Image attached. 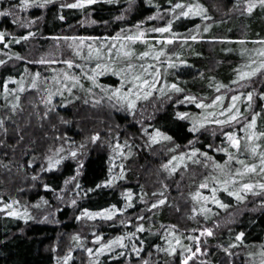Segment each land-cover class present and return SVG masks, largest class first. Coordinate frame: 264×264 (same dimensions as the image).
Listing matches in <instances>:
<instances>
[{
  "label": "trees",
  "instance_id": "1",
  "mask_svg": "<svg viewBox=\"0 0 264 264\" xmlns=\"http://www.w3.org/2000/svg\"><path fill=\"white\" fill-rule=\"evenodd\" d=\"M177 2L202 4L207 10L205 14L210 17L207 20L201 17L197 19L201 21L203 28H208L199 40L188 43L182 50L174 51L178 56L180 53V59L186 61L189 69L188 73L181 71L178 75L175 74L176 84L184 89L183 93L166 89L165 94H162L155 89L147 99L138 101L133 114L121 105L113 107L115 103L108 99L101 101V92L95 93L94 96V99L100 101L97 105H94V101L86 99V96H80L64 107L56 108L45 104L44 95L38 88L26 87L15 93L10 92L14 86V78L26 70H41L38 67L35 69L31 61L26 59L30 56L29 47H36L34 62L42 57L46 60L51 57L80 59L72 46L70 47L73 49L69 47V51L64 52L60 48V52L48 54L55 47L51 45L59 42L55 38L74 34L76 37L90 36L99 39L114 37L118 33L134 34L137 32L135 26L138 23L148 39L157 37L159 33L150 31V28L162 27L163 22L148 18L153 17L160 9L165 12L166 8H171L172 4ZM249 2L256 4L251 13L246 10ZM18 3L19 0H0V8H12ZM39 3L40 0H36L35 5L24 10L15 7L11 9L14 13L12 18L19 17L18 12H26V16L21 19L25 22L24 27L19 26V22L13 23L14 19L8 16H0V31L6 33L4 40L0 41V60L4 61V64H0V121H3L0 124V200H17L24 203L28 198H42L51 202L55 195L64 192L66 195L59 201L60 204L52 203V211L49 210L44 215L45 221H24L22 218L6 215V211H0V264H64L63 257L69 250L71 259L68 264H92L86 250L87 245L84 243L86 239L90 237L91 240L100 232H104L106 240L123 233L133 225L123 226L126 221L121 223L122 218L139 209V199L142 196L148 198L152 192L157 191L167 194L169 187L172 188V205L169 203L163 207L156 206L155 210L149 213L134 212V226L143 224L146 232L154 233L155 238L151 245L143 246L141 255L131 256L129 264H144L145 261L147 264H180L183 249L175 247L176 252L170 253V247L163 246L165 238L171 234L170 231L180 233L184 238L192 235L193 230H196L193 235H199L205 227L215 225L212 217L218 214L219 210L215 209L213 215L205 219V214L199 211V206H196L190 196L191 188L204 180L207 171L197 178L191 175H195L194 170H197L192 167V172L184 173L183 182L179 184L181 189L177 187L178 180H173L161 167L164 164L161 157L154 154L160 148L158 142L168 143L170 147L176 148V153H183L189 147L192 148L189 141L203 149L209 145L213 146V143H219L217 140H221L222 136L214 133L217 132L214 128L216 124H205L197 132H192L190 118H179L176 113L184 112V109L194 105L178 104L176 101L183 100L186 95H194L197 98L204 95L202 99H211L213 95H209L205 85L210 87L213 84L212 88H217L218 83L227 84L235 70L241 68V71H249L244 64L240 66L242 59H238L230 51L239 49L248 42L251 44L255 40L264 39V6L257 0H171V4L168 0H97L84 8L61 7L62 4H73L75 0H52L44 7H39ZM156 5L160 7L157 8ZM30 17L36 20L31 22ZM195 21L196 18L189 16L179 18L178 23L190 24ZM28 32H32L33 36L25 40L19 39ZM172 32L176 33L175 30ZM179 36L177 34L175 37ZM227 39L231 41L227 43ZM234 40H239L240 43H234ZM17 53L23 59L17 58ZM61 64H64L63 61ZM9 77L13 79L9 80ZM242 85L247 86L243 91H234L232 95L244 94L241 96L244 97L248 92L256 93H253L256 106L253 112L263 113L261 123L264 125V108L258 107L264 99L260 96V93H264V69L256 76L220 88L218 94L231 95V91ZM85 100L89 102L85 104ZM141 106L150 108L151 111L142 119L143 127L134 124ZM45 112L48 113L47 116ZM156 129L172 139L161 138V141L151 143L148 133H155ZM225 131L234 130L228 127ZM96 132H99L100 138L92 143L89 137ZM117 141L127 146L126 151L131 153V157L124 162L123 178L116 180L110 187L96 188L97 184L109 178V169L113 170L111 153ZM80 144L85 147L77 153L76 158L66 156L60 165L48 170L46 157L52 156L60 147L79 148ZM213 148L215 147H210L209 150L213 151ZM180 149L184 150L179 152ZM113 171L112 175H116L117 171ZM44 184L51 187L46 189ZM127 188L134 193L135 209L127 208L124 212L116 213L110 220H91L87 229H84L85 218L77 219L83 209L97 211L112 204L124 208L125 198L121 193ZM73 199L76 200L75 205L72 204ZM261 204L262 209L241 212L235 223L227 225L223 230L216 229L218 239H210V243L202 244L204 240L198 243L193 239H182L183 243H188V248L192 247V252H195L197 246L201 249V255L196 253L188 264H239L236 258H233L232 250L225 251L231 249L230 246L218 249L214 245L236 242L235 238L239 232L244 233L242 245L263 240L264 203ZM238 206L240 205L231 207ZM225 212L220 215H225ZM171 225L176 227L171 228ZM77 235L79 240L74 239ZM187 256H191V252H188ZM126 259L124 257L106 261L107 264H127Z\"/></svg>",
  "mask_w": 264,
  "mask_h": 264
},
{
  "label": "rangeland",
  "instance_id": "2",
  "mask_svg": "<svg viewBox=\"0 0 264 264\" xmlns=\"http://www.w3.org/2000/svg\"><path fill=\"white\" fill-rule=\"evenodd\" d=\"M184 4H186V3H184ZM12 8H10V9H12ZM166 9L168 10L169 8H166ZM161 10L162 9H160L155 15H153V18L159 19V20H161V22H163L161 24V26L166 25L168 20L172 19L174 14L179 17V12L173 13V12H170L167 10L165 12H161ZM25 13L26 12H18L19 17H17V18H15L14 16H13V18H12V16H8V17H10L11 19H18V22L20 24L19 26L24 27L23 23H25V22H24V20H21V19H23L26 16ZM193 17L196 18V21L192 22L190 24H188L186 22H183V23L179 22L178 23V20L181 17L173 20L172 30H175V32L180 36L174 37L173 42L171 44H167L166 42H162L158 39H153L154 37L149 38L147 40V42L137 41L135 43H132V42H128V41H123L122 39L120 41H113V40H110L109 37L98 39V38H91L90 36L82 37V38H84V43L81 44L80 40H79V38H81V37H76L74 34H72L70 36L56 37L55 40H57L59 42L56 41L57 44L53 43L51 45V47L52 46H55V47H53L49 51L48 54L52 55V53H58V52H60V48H62V51L65 52L68 50V48L70 46H72L77 51V53L79 52L78 56L81 58L80 59H76V58H72V59L59 58L58 59V58H52L51 57L47 60L56 61V63L44 64L46 66H44L40 63L34 62L35 60L33 58L36 57L34 55H36L37 50H36L35 46H31V47H29L30 56L27 57L26 59L28 61H31L32 65L35 66V69L38 67L41 70L40 71H34V72L26 70L23 74L14 78V81H13L14 86L10 89V92L15 93V92L20 91L21 89L26 88V87H32L31 84H32V79H33L34 73L40 72L41 76L37 80V87H35V88H38L42 92L45 100L47 99V92L45 91V89H48L50 91L55 92L57 88H60L63 91V97H61L60 95H55L52 98V104L51 105H55V108H56V106L64 107L67 104L64 102L65 100L74 101L77 99L76 97H78V99H79L80 96H86V99H88L90 101H94V102L98 101V99L97 100L94 99L95 93H97V92L103 93L102 96L105 99H108L106 94L103 91H101V89L99 87H93L92 86L91 81L84 77V73L87 72V73L91 74V69L95 67V64L97 62H100V63L109 62L107 60V53L105 50L107 47H109L113 43L116 44V49H119L121 43H124L126 48H135L136 56H134L131 60V62L134 65L139 66L140 64H151V65H153L154 68L159 69L160 75L157 77L158 83H157V88H156L157 89L156 91H159V89L162 86H164L166 83L167 84L168 83H177L175 76L178 75L179 73H181V71H183L184 73L189 72V69H188V66L186 65V63L185 64L179 63L181 60H183V59H180L182 57L180 55V53L178 56L175 54L174 51L177 49L182 50L184 47H186L188 45V43L194 41L192 39L185 40L184 37L196 35L198 37L196 40H199V38H201V35L204 34L205 31H204V28L202 27V25L200 23L201 21H197V19L199 17H201L202 19H203V17L202 16H193ZM30 19H31V22H34L36 20L34 18H31V17H30ZM197 25H199V28L196 27ZM175 26H176V28H175ZM150 29H152V28H150ZM120 34H121V37H123V35H127L124 33H120ZM167 34L168 35H164V34L159 33V35L157 37H160L161 35H164V36L172 35V33H167ZM66 37L67 38L76 37L77 39L76 40L65 39ZM225 41H227V43H228V41H231V40L227 39ZM234 41H236V40H234ZM260 41H264V39L255 40L251 44H249V42H248V44H244L243 46L239 47V49H232L230 51V52H233V54H235L238 59H242L240 66H242L244 64L243 66H245V67H247V69L251 70L252 67L259 66L260 61L264 60V56L260 55V51L262 49H264V43H260ZM238 42H239V40L234 42V43H238ZM88 44H92L93 48L101 47L102 52L104 54V58L100 61H97L94 56L92 59H86L85 57H87V55H88V48H87ZM149 44L154 45L156 50H159L161 47H163L165 49L166 54L161 55L158 61L153 59L152 56L147 57V58H143V59H138L137 57H138L139 52L147 50ZM72 47H70V48L73 49ZM116 49H114L113 55L115 54ZM153 55H154V53H153ZM171 55H174L175 57H178V58H175L174 56H171ZM64 60H73L75 62L74 66L71 69H69L67 65L61 64V61H64ZM169 60H171L176 66L175 67L170 66L168 63ZM126 62H127V58L121 57L120 60H118V66L124 67ZM252 62H255V63H252ZM236 67H238V66H236ZM62 70L67 71L72 75L79 76L81 78L79 83L76 85V87H74L72 89L71 93L64 90L63 83L58 84V83H56V81H54L52 79L53 76H57V77L62 79L63 78V71ZM241 70H242L241 68L235 70L234 73L227 80V84H224V85L228 86V84L232 83V81L237 80L236 71H241ZM97 79H98V83H100V84L118 86L120 77L112 75L111 73H107L103 76H99ZM64 83H67L69 87H72V84L74 83V81H64ZM80 84H83L84 87L81 88ZM212 85L210 87L208 85L204 86L206 90H209L208 91L209 95H213L212 98L210 99V97H209V98L202 99V97H205V96L199 95L198 97H201V98H198V100L202 99V100H204L205 103L210 105L212 99L216 95H220V94H218L220 91L218 92L216 90L217 88H212L213 87ZM217 86H219V83L216 84V87ZM246 86L247 85H242L240 87H236L235 90L231 91V95L234 93V91H243L246 88ZM90 87L92 88L91 93H89L87 91V89ZM201 88H203V87H201ZM13 90H15V91H13ZM168 90H170V89H168ZM166 91L167 90H165V92ZM254 94H256V93H254ZM254 94H253V99L251 101V107H249V101L246 99V96L241 97V99L236 101V107H238L240 112L244 114V118H240L238 123L234 122L232 125H227V126H224L223 128H221V126H219V125H215L214 128L216 129L217 132H214V133L220 134L222 137L220 138L221 140H217V141H219V143L217 142V143L212 144L213 145L212 147H215V148H213L214 149L213 151L209 150L210 147H208V146H206V148L203 149L202 147H199L197 145L194 146L193 144H190V146L192 148L193 147L199 148L201 153L207 152L209 154V156L214 158L213 160H206V158L204 156H202V155H200V153H198L197 156L195 158H193L192 160L184 159L183 161H181L179 159L180 153L175 152L176 148L170 147V145L168 143L158 142V146L160 148L158 150H156L158 152L155 153L154 156L155 155L160 156L161 157L160 159H161V161H164V164H167L168 161L172 158V156L178 157V159L176 161H173L172 165H170L168 169L163 167L164 170L167 173H169V175L171 176V178L173 180H175V179L178 180V185H177L178 188H181V187H179V184L181 182H183L184 173L192 172V170H191L192 167H195V168H197V170H194V171H196L195 175H194V173L191 175L198 178L203 172L207 171V172H205V173H207L206 177H209L210 187L207 189H199V191H201L203 193V195H210L211 194V183H212L211 177L216 176V177L222 178V174L220 173V171L218 169H215L213 167V164H214V162H218L220 164H223L224 161L228 159L226 153L217 151V148L229 147V145L226 142L227 138H225V136L222 133L228 127H232V129L234 130L233 132H235L241 138L242 145H244L245 143H252V144H259L260 145V148L258 149L257 154L255 156H253L250 152H244L242 149L243 154L240 155L239 158L244 159L249 163H256L257 164V173L250 174V176L246 179H251L253 182L259 181V180H264V173H259V152H264V137H260L259 139H254L251 142H246L244 140V137L248 134H251V132L253 131V130L249 129V130H247V132H245L244 129H245L246 123L251 120L254 109H256ZM231 95L230 94H228V95L226 94V96L224 95L223 107H227V105L229 103H231V97L233 96V95L232 96ZM235 95H239V94H235ZM142 99L143 98L139 99L138 101H140ZM138 101H137V105H138ZM111 102L116 104L115 100H112ZM94 105H97V103H94ZM193 105H194L193 107H190L188 109L183 110L184 112L189 114L188 117L190 118V121L192 123H193V120L202 121L204 118H207L208 121H211L214 117L210 116L209 113L216 114L215 118H223V117H219V115H218L219 112L221 111V107H219V106L209 107V108L205 109L203 107H197L196 104H193ZM260 106H262L264 108V99L262 100L261 105H259L258 107H260ZM141 107L142 108L141 109L139 108V110L137 112V117L135 118L134 124L135 125L138 124V125L143 127L144 123H143L142 119H144L147 116V114H149V112H151V111H150V108L147 109V107H145V108H144V106H141ZM107 108H108V106H107ZM108 111H110V110H108ZM256 113H260V115L257 117V123H256V129H255L256 133L259 134L260 132H264V125L261 123L263 113H261L260 111H258ZM142 123H143V125H142ZM209 123H206V124H209ZM148 134H154V133L149 132ZM120 136H121V133H120ZM157 140L161 141V138L158 137ZM117 144H119L121 146L119 149L116 148ZM192 148L189 147V149L184 151L183 153L191 155V149ZM70 150H77V153H78L82 149H80L78 147H74V146L73 147L69 146L67 149H64L63 152L57 153V151H56L52 155V157L54 159H56V158H59L60 156H63V157L69 156ZM126 150H127V146H124L123 144L119 143V141L116 142V144L112 150V153H111V155H112V166H113V170L117 171V174L119 171H121L120 165H123V167H124V162L128 158L131 157V153L127 152ZM183 150L184 149H180L179 152H181ZM229 150L232 151L234 155L236 154L235 148H229ZM168 154H169V157H167ZM198 158H199L200 163L194 164L193 163L194 160L198 159ZM238 166L239 165L236 164L235 161H232L229 164V167L232 168L233 171H235V167H238ZM172 167H176L175 172L170 171V169ZM193 179H194V177H193ZM202 181L198 182V186L195 185L191 188V190H190L191 195L190 196H191L192 200L195 202L196 206H199V207H197V208H199V211L204 215L205 213L203 211H201V207L204 204L203 199L201 198V199L197 200L193 196V194L198 190L199 184ZM193 184L194 183H192V185ZM256 191L261 192V190L259 188H257ZM170 192L172 193L171 187H169V191L167 194H163L162 192L157 191V192H152L153 194L155 193V195L150 194V197H148V198H144L142 196L139 199V204H140L139 209L136 212H135V210H133V211L135 213L145 212V211H146V213H149V212L155 210L156 207H152V205L159 199H163L165 202H164V204L157 205V206L163 207L169 203H170V205H172L173 201L171 199V193ZM64 195H66L65 192L61 195H55L54 199L51 202L47 201V203H45V200L44 199L42 200V198H40V199L38 198L39 200L38 199L31 200L30 198H28L27 202L23 201L24 203L19 202L17 200H13V201H1L0 200V208H3L4 204H11L12 205L11 209H4L3 211L7 212V211L16 210L20 213V215H17L16 217L22 218L24 221H26L28 219L45 221L46 218L44 217V215L49 210L52 211V208H53L52 205H54L52 203L60 204L59 201H62V199L64 198ZM218 195L229 206H228V209L226 208L228 210V212L226 213L225 208H220L219 206L212 204L210 201L207 202V205H206L207 208L211 209V211L207 212V216H212L215 209L219 210V213L216 214L214 217H212L215 220V222H214L215 227L214 226L209 227L210 229H212L213 235H211V236H209L207 234L201 235V232L198 233L199 235H193L194 231H196V230H193L191 233L192 235H190L186 238H184L180 233H175L174 231H170L171 234H169L168 237L166 236L167 239L165 238L163 246H165L167 248V245H168L169 247H180L183 249L181 252V258L179 261L180 264H181L183 257L187 256V254H188V251H186V249H188V247H187L188 243H183L182 239H186L188 241V240H192L191 237H199V241L204 240L202 244L210 243L211 241H214L217 238L216 237L217 236L216 235V229H217V231L223 230L224 228L227 227V225L235 223L234 221L236 220V218L239 215H241L240 214L241 212H249V211L253 212L254 210L258 211V210L262 209V207H263L261 202L264 201V193H262L260 195H254L252 193H247V194H245L246 199H244L242 201H237L234 197H229L226 193H223V192L218 193ZM131 203H132V206L129 208L135 209L136 204L133 202V200ZM149 203H150V205H149ZM234 204L240 205V206L231 207V206H235ZM147 205H149V206L146 207ZM25 210H27V216L24 215ZM134 212H133V214H135ZM224 212L226 214L221 216L222 213H224ZM133 214H129L128 216H124L125 218L124 217L122 218L123 222L126 221V222H124V224H122L123 226H129V225H133V226H129L128 228H126V231H124L123 233L117 234V235L110 238V239H113L114 237H116L118 235L125 236L124 243H125L126 247L121 248L119 246H114L112 251H110V252L105 251L102 254H98L96 252V249L100 247V243H105L110 239L106 240V238H104V236H103L104 232H100V233L96 234L94 237H92L91 240H90V237L88 239H86V241L84 242L87 245L86 250L89 248H91L93 250L92 255H89V253H88L92 264H107L106 260L110 259L113 261L115 259H121L124 257H125V259L128 258V259H126V261L128 262L127 264H129L131 256H133V255L137 256V253L132 250L133 244H135L137 249L139 250V255H141V252L144 251L143 246L151 245L153 239L155 238V234L152 232H146L145 229L143 231H138L137 226H134V224H136V223L132 222L135 220V216ZM84 218H85V220L83 223V227H84V229H87V225H89L91 223L90 221L92 219H88L87 217H84ZM129 232H134V233H136V235L134 237L130 238L127 236V233H129ZM168 232H169V229H168ZM174 234H177V235H174ZM97 235L102 237V240L99 242H97L95 239V237ZM177 238L179 239L178 244L176 243ZM210 239H211V241H210ZM169 241H171V245L169 244ZM233 243H236L237 246L230 247L231 249H228V251L232 250L231 251L232 256H233V258L234 257L236 258L235 260H237V263H239V264H260V259H261L260 252H261L262 246H264V238H263V240H261L259 242H252L251 244H248V245H246V244L242 245L240 242H230L228 244L227 243L226 244L225 243L215 244L214 246L217 247L218 249H221V248L223 249L224 247L230 246ZM166 248L164 250H166ZM190 249L192 250V247ZM161 250H163V249H161ZM248 253H253V255L249 256ZM198 255H201V251L198 253Z\"/></svg>",
  "mask_w": 264,
  "mask_h": 264
},
{
  "label": "snow or ice",
  "instance_id": "3",
  "mask_svg": "<svg viewBox=\"0 0 264 264\" xmlns=\"http://www.w3.org/2000/svg\"><path fill=\"white\" fill-rule=\"evenodd\" d=\"M51 0H40L39 7H44L46 4L50 3ZM97 0H75V3L73 4H62L61 7H70V8H84L86 5H91L96 3ZM168 2L171 4V0H168ZM247 2V0H246ZM257 2L261 5L264 6V0H257ZM36 4V0H19V3L16 4L15 8L24 10L27 8L32 7L33 5ZM256 6L255 3H248L247 4V11L249 13L252 12L253 8ZM157 8H159V5H156ZM176 9H180L181 11L179 12V17H189V16H202L203 19L207 20L210 19L208 15H206V8L204 5L196 3V4H184L181 2H177L175 4H172L171 8H169L167 11L175 13ZM14 15L13 11L10 8H0V16H12ZM178 16L175 14L173 15L172 19H169L167 24L162 26V27H154L150 29L152 32L164 34V33H172L170 36H164L161 35L160 37H154L153 39H158L162 42H166L167 44H171L173 42L174 37L177 35L176 33L172 32L173 28V20L178 19ZM153 17H149L148 19H152ZM61 19L63 17L61 16ZM18 19H14L13 23H17ZM142 23V22H141ZM137 32L134 34H127L123 35L121 37V34L118 33L115 37H110V40L113 41H120L121 39L123 41H128L135 43L137 41L139 42H147L148 37L145 35L144 29L140 28V24L138 23L136 26ZM199 28V25L196 26ZM204 31L207 32L208 28L205 27ZM6 33L3 31H0V41H3L5 38ZM33 36L32 32H28L26 36H21L19 39L20 40H25L28 37ZM198 37L196 35H191L189 37H184L185 40L187 39H192L196 40ZM65 39H72L76 40V37L72 38H65ZM91 39V38H90ZM80 43H84V38H79ZM19 42V41H17ZM260 43H264V41H260ZM88 48V55L85 57L86 59H92L93 56L96 58L97 61H100L104 58V54L102 52L101 47H96L93 48L92 44L87 45ZM116 49V44H111L109 47L106 48V53H107V60L109 62L105 63H100L97 62L95 64V67L91 69V74L85 72L84 77L89 79L91 81V84L93 87H99L101 91H103L108 100L112 101L115 100L116 104L113 105L115 107L116 105H121L124 107L127 111L132 112L133 114L135 113V109L137 106V101L141 98L147 99L149 96L153 94V90L157 88V77L160 75L159 69L154 68L153 65L151 64H140L139 66L134 65L131 60L134 56H136V50L135 48H126L124 43L120 44L119 49L115 50V54L113 55V51ZM154 53V55H153ZM79 54V52L77 53ZM165 49L161 47L159 50L155 49L154 45L149 44L147 50L141 51L138 54V59H143L152 56L153 59L159 60L161 55H165ZM17 58L23 59V57H20L19 53L16 54ZM260 55L264 56V49L260 51ZM127 58V62L125 63L124 67H119L118 66V60L120 58ZM36 63L40 64H47V63H56V61H50L46 60L43 57L39 60L36 61ZM63 63L68 66L69 69H71L74 66V61L73 60H64ZM169 65L175 67L176 65L169 60ZM180 64H185L186 61L181 60L179 62ZM255 63V62H252ZM0 64H4L3 60H0ZM79 67V66H78ZM264 69V60L260 61L259 66L257 67H252L251 70L249 71H238L237 72V80L232 81V83H237L240 80H245L249 79L253 76H256L258 73L261 72V70ZM63 71V70H62ZM107 73H111L112 75L120 77L119 80V85H104L98 83V77L103 76ZM41 73L36 72L34 73L33 79H32V84L31 86L33 88L37 87V80L40 78ZM13 79L12 77H9V80ZM52 79L56 81V83L60 84L63 83V88L64 90L68 91L69 93L72 92V89L76 87V85L80 81V77L76 75H72L67 71H63V78H59L57 76H53ZM64 81H74L72 84V87H69L67 83H64ZM80 87L83 88L84 85L80 84ZM227 85L224 84H219L217 87V91L219 92L220 88H226ZM166 89H170L171 91H174L175 93H183L184 89L181 88L178 84L176 83H171V84H165L162 86L159 91L164 94ZM22 90V89H21ZM5 91H7V86L5 84ZM15 91V90H13ZM47 92V99L44 101L46 105H51L52 104V98L55 95H60L63 97V91L60 88H57L55 92L50 91L48 89H45ZM87 91L89 93L92 92V88H88ZM244 94H239V95H233L231 97V103L227 105V107H223V102H224V96L222 95H216L212 101L211 104H207L204 102V100H198V98L194 95H186L183 97V100L177 99L176 103H193L196 104L197 107H203L205 109L209 107H216L219 106L221 107V111L219 112V117L223 118H215L214 113H209L210 116H213L214 118L211 121H208L207 118H204L202 121H196L193 120L191 131L192 132H197L200 128H203L206 123H214L216 125L221 126L223 128L224 126L227 125H232L234 122L238 123L240 118H244V114L240 112L239 108L236 107V101L241 99V96ZM260 96L264 98V93H260ZM78 99V97H76ZM17 99H19L17 97ZM101 101L104 99V97L100 98ZM246 99L249 101V107H251V101L253 99V93L248 92L246 94ZM65 103H71V101L65 100ZM89 101L85 100L84 103L87 104ZM100 101H95V103H99ZM15 107V106H14ZM55 105H52V108H54ZM52 110V109H49ZM47 112H45V116H47ZM176 115L179 118L182 119H187L189 114L186 112H177ZM260 115V113H255L253 112L252 118L250 121H248L245 125V132L247 130L251 129L253 130L251 134H248L244 137V140L246 142H251L254 139H259L260 137H264V132H260L259 134L256 133V123H257V117ZM246 119V118H245ZM64 123H67V121H63ZM3 121H0V124H2ZM145 132L147 134V130L145 129ZM149 139L152 143H156L157 138L160 137L162 139L166 140H171L172 138L170 136H167L166 134L162 133L159 129L155 130L154 134H148ZM223 135L227 138L226 142L229 145V147H220L217 148V151L224 152L227 154L228 159L224 161L223 164H220L218 162H214L213 167L215 169H218L220 173L222 174L221 177H216L212 176L211 177V194L210 195H203L199 189H207L210 187L209 183V177H205L204 180L199 184L198 190L193 194L194 198L199 200L203 199L204 204L201 207V211L205 213V219H208L207 212L211 211V209L207 208V202H211L214 205L219 206L220 208H228V204H226L218 195V193L223 192L226 193L229 197H234L237 201H242L246 199L247 193H252L254 195H260L264 193V180H259L253 182L251 179H246L250 176V174L257 173V164L256 163H249L244 159H240V155L243 154L242 149L244 152H250L253 156L257 154L258 149L260 148L259 144H252V143H245L242 145L241 143V138L233 131H224ZM100 138L99 132L94 133L91 137H89L90 141L92 143H95L98 139ZM192 141H189V144H192ZM85 147L84 144H80L79 148L83 149ZM121 146L119 144L116 145V148L119 149ZM179 147V145H177ZM209 147H212L209 145ZM229 148H235L236 149V154L234 155L232 151L229 150ZM64 149L63 147H60L57 149L58 152H63ZM200 153V155L204 156L206 160H213L214 158L209 156L207 152H200L199 148L193 147L191 149V155H188L186 153H180L179 154V159L183 161L184 159H189L192 160L197 156V154ZM69 155L72 158L77 157V150H70ZM48 160V170H51L58 165L61 164V162L65 159V157L60 156L59 158L54 159L52 156L46 157ZM178 159L177 156H172V158L168 161L167 164L162 165V167L168 169L170 165H172L173 161H176ZM235 161L236 164H238V167H235V171L232 170V168L229 167L230 162ZM194 162L200 163L198 159H195ZM31 163V162H29ZM186 166V165H185ZM121 172L116 175H112V169H109V178L105 179L102 181L101 184H97L96 188H101V187H110L114 184V182L118 179L123 178V165H120ZM43 170V169H42ZM171 172L176 171V167H172L170 169ZM259 173H264V152H259ZM33 179H36V177H33ZM74 179V178H73ZM65 183L67 184L68 181L66 180ZM44 187L50 188L51 186L48 184H44ZM165 187H167L165 185ZM77 188H79V185L77 184ZM259 188L261 192H257L256 189ZM91 191V189L89 190ZM155 195V193L153 194ZM121 196L125 198V206L124 208H118L117 205L112 204L109 207L106 208H101L98 211H90L89 209L85 208L81 211V216H78L77 219H80L81 217H87L88 219L95 220L97 218H101L104 220H110L112 217L117 213V212H124L127 208L132 206V200L134 193L133 191L129 188L126 191L121 193ZM163 199L157 200L152 207H156L157 205L164 204ZM18 203V202H17ZM47 203V201H45ZM264 203V201H262ZM72 204H76V200H72ZM12 205L11 204H4L3 208H0V211H3L4 209H11ZM6 215L9 216H17L20 215V213L16 210L12 211H7L5 213ZM24 215L27 216V210H25ZM123 223V221H121ZM171 228H175V225H171ZM138 231H143L144 227L143 224H140L137 226ZM207 234L209 236L213 235V231L210 228L205 227L201 231V235ZM136 233L134 232H129L127 233L128 237H134ZM244 237L243 232H239L236 235V242L242 243L243 240L242 238ZM74 239L79 240L80 237L77 235L74 237ZM96 241L99 242L102 240V237L97 235L95 237ZM191 239L199 242V237H191ZM125 236L118 235L114 237L113 239L108 240L105 243H100V247L96 249V252L98 254H102L105 251H112L114 246H119L121 248L126 247L125 243ZM176 243H179V239L177 238ZM169 244L171 245V241H169ZM237 246L236 243H233L230 245V247H235ZM132 250L139 255V250L137 249L136 245L133 244ZM89 255H92L93 250L91 248L87 249ZM186 251L191 252V256H184L181 264H188L189 260L194 256L196 253L200 252L201 249L199 246L196 247L195 252H192L190 248L186 249ZM225 251H228V249H225ZM176 249L175 247H170V253H175ZM249 256L253 255V253H248ZM260 264H264V246H262L261 252H260ZM71 259V250H69V253L66 254L63 257L64 264H68V261ZM144 264H147V261L144 262Z\"/></svg>",
  "mask_w": 264,
  "mask_h": 264
}]
</instances>
